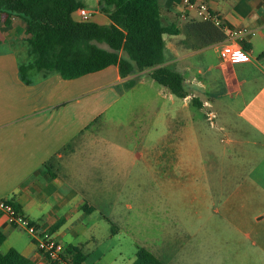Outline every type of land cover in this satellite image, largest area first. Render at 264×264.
Instances as JSON below:
<instances>
[{"label": "crops", "instance_id": "0c3cea01", "mask_svg": "<svg viewBox=\"0 0 264 264\" xmlns=\"http://www.w3.org/2000/svg\"><path fill=\"white\" fill-rule=\"evenodd\" d=\"M99 1L81 0L83 7L93 12L91 21L108 25L111 21L99 10ZM191 2L192 6L183 0H159L164 24L179 29V34L164 36L166 61L163 66L184 76L185 89L187 83L198 87L192 93L186 89L189 93L186 98H178L164 87L172 109L162 119L167 128L160 137L170 139L174 130L184 137L185 129L189 131L188 126L183 124V127L173 128V125L179 119L189 118L191 101L198 98L201 115L213 125L219 119L224 124L222 129L226 125L231 132L244 136L242 145L247 156L251 157V165L256 166L255 171L263 172L264 0ZM200 5H206L219 19L220 27L227 34L223 42L200 47L187 30L192 21H203L198 14ZM6 17L3 14L1 21ZM73 17L79 20L76 12ZM20 27L24 31V23L13 19L11 25L1 32L0 200L13 199L22 214L40 229L53 232L65 247H77L86 254L76 240L68 242L67 238L88 236L93 239L99 222L92 219L98 207L91 199H110V182H116L111 188H118L121 184L119 172L110 173L109 167L111 163L116 166L121 158L132 153L123 146L115 151L101 146L111 140L108 125L117 124L113 117L109 119L107 116L115 106L123 104V97L136 89L138 82H146L144 75L150 77L152 84L155 80L150 75L151 70L122 78L118 66L112 65L76 79L53 74L38 77L34 83L27 84L19 72L21 61L28 57L26 42L18 38L22 31ZM243 30L246 31L243 36L233 41L245 47L250 55L249 62L223 60L221 50L230 41V34ZM199 58L201 65H194ZM193 70L191 79L187 74ZM131 81L135 82L133 86ZM237 119L244 124H237ZM118 120L121 124V119ZM133 129L137 130L136 127ZM173 146L165 145V149H160V155L172 156ZM111 154L117 159L116 163ZM95 188L101 190L93 192ZM85 206L93 209L87 208L86 211ZM157 216L159 218L155 220L158 221L153 224L160 231L139 246L148 249L165 264H201V229L190 230L173 223L172 219L166 223L159 220H170L168 214ZM102 217L112 221L109 216L102 214ZM59 223L60 227L52 231ZM113 224L117 227L116 232L112 231L115 235L120 228ZM0 230L6 235L1 246H6L4 255L16 250L35 264H48L31 235L24 228L11 225L2 213ZM68 257L72 259L71 255Z\"/></svg>", "mask_w": 264, "mask_h": 264}, {"label": "rangeland", "instance_id": "374dc122", "mask_svg": "<svg viewBox=\"0 0 264 264\" xmlns=\"http://www.w3.org/2000/svg\"><path fill=\"white\" fill-rule=\"evenodd\" d=\"M20 29L19 41L26 39ZM193 64L201 65V58ZM193 75L194 70L187 74L191 79ZM143 78L146 82H138L123 97V104L109 112L107 118L113 117L117 124L108 125L111 140L101 143L110 150L123 146L132 152L109 167L110 173L119 172L121 186L111 188L116 183L112 181L110 199H91L98 207L92 219L99 222L93 239L68 237V242L76 240L82 246L88 255L85 264H130L137 246L160 231L153 224L157 215L168 214L170 220H159L201 229V264H264V171L251 165L242 145L244 136L226 125L222 129L219 119L213 125L191 101L189 118L173 125L184 124L189 131L185 129L184 137L174 130L170 139L161 138L171 100L164 86L152 84L147 75ZM197 88L186 85L190 93ZM236 123L244 124L239 119ZM165 145H174L172 156L160 155ZM101 213L119 226L117 234ZM5 248H1L4 254Z\"/></svg>", "mask_w": 264, "mask_h": 264}, {"label": "trees", "instance_id": "16d2710c", "mask_svg": "<svg viewBox=\"0 0 264 264\" xmlns=\"http://www.w3.org/2000/svg\"><path fill=\"white\" fill-rule=\"evenodd\" d=\"M80 7H83L81 0H0V17L7 15L4 21L0 18V43L1 32L11 25L13 19L21 20L25 25L27 37L24 42L28 46V57L19 65L23 82L32 84L38 77L53 74L76 79L116 65L122 78L151 70L153 80L176 97L189 95L184 76L163 66L166 61L164 36L179 34V29L164 24L159 0H100L99 10L111 21L108 25L74 19L73 14ZM187 30L200 47L227 39L224 29L213 21H192ZM134 83L131 81L130 85ZM192 103L201 108L198 98L194 97ZM7 201L22 214L13 199ZM87 208L84 207L86 211ZM60 225L57 224L52 231ZM116 229L112 223L113 233ZM5 239L6 235L0 230V264H35L16 250L4 255L1 246ZM66 254L72 256L73 264H84L87 258L77 247H66ZM132 264L165 263L139 246Z\"/></svg>", "mask_w": 264, "mask_h": 264}, {"label": "built area", "instance_id": "2783aa9c", "mask_svg": "<svg viewBox=\"0 0 264 264\" xmlns=\"http://www.w3.org/2000/svg\"><path fill=\"white\" fill-rule=\"evenodd\" d=\"M189 6H192L191 0H183ZM76 13L81 22L90 21L93 12L85 7H80ZM198 14L203 21H213L220 25L219 19L211 14L206 5H200ZM246 31H234L230 34V41L227 42L222 50L221 57L225 61H234L246 63L250 60V55L245 47L233 40L241 38ZM239 54V55H237ZM0 213L4 214L11 225L24 228L37 243L40 254L48 261L59 262V264H73L72 259L66 254V247L58 237L51 231L40 229L31 220L21 214L13 204L7 200H0Z\"/></svg>", "mask_w": 264, "mask_h": 264}, {"label": "snow or ice", "instance_id": "6c2138e0", "mask_svg": "<svg viewBox=\"0 0 264 264\" xmlns=\"http://www.w3.org/2000/svg\"><path fill=\"white\" fill-rule=\"evenodd\" d=\"M237 55H239V54H237Z\"/></svg>", "mask_w": 264, "mask_h": 264}]
</instances>
